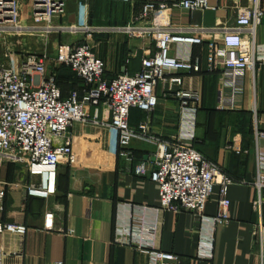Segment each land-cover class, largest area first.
<instances>
[{
  "label": "crops",
  "instance_id": "0c3cea01",
  "mask_svg": "<svg viewBox=\"0 0 264 264\" xmlns=\"http://www.w3.org/2000/svg\"><path fill=\"white\" fill-rule=\"evenodd\" d=\"M17 1L20 28L4 34L0 60L7 45L17 60L26 53L44 55L48 68L55 69L63 97L73 90L81 95L83 87L67 67L54 64L60 44L87 41L95 57L103 61L107 80L140 70L142 59L156 51L154 33L133 37L105 28L124 27L132 22L143 27L139 15L147 1L166 5L153 17L158 27L190 30L187 36L196 34L191 32L194 27H201L205 42L220 39L221 28L233 25L237 10L252 4V0H209L210 9L190 14L173 6L176 0H62V14L54 17L51 29L45 31L32 22L31 0ZM258 5L263 16L254 33V83L252 72L248 71L243 92L235 97L233 108L218 107V73L170 75L180 76L184 89L201 94L194 130L196 149L235 180L228 187L227 223L213 230L210 226L218 209V185L214 186L202 216L167 211L156 214L158 187L150 181L155 146L133 140L129 147L131 161L119 156L116 133L109 126L110 110L99 103L87 106L88 120L70 127L67 138L75 163H60L55 194L48 199L24 195L23 188L34 181L24 168L12 164L0 168V181L7 183L0 223L27 228L23 236L0 234L1 264H150L147 254L115 240V226L125 219L131 205L148 208L146 225L156 221L159 224L157 249L178 257L177 262L161 264H264V258L254 254L252 235V227L258 221L253 211L258 194L254 182L259 174H264V139L256 136L257 132H264V0H259ZM85 23L91 31L82 30ZM71 26L78 29L71 32ZM178 48L184 54L198 55L195 45ZM171 88L174 87L167 82L158 85V102L152 113V132L163 140L179 127L180 109L169 95ZM247 115L251 116L249 125L245 122ZM143 116L131 108L129 124L136 125ZM47 213L53 215L51 230L43 228Z\"/></svg>",
  "mask_w": 264,
  "mask_h": 264
},
{
  "label": "built area",
  "instance_id": "2783aa9c",
  "mask_svg": "<svg viewBox=\"0 0 264 264\" xmlns=\"http://www.w3.org/2000/svg\"><path fill=\"white\" fill-rule=\"evenodd\" d=\"M258 1L252 0L250 6L238 9L233 25L221 28L220 39L206 42L200 35L201 27L191 30L196 33L193 36H187L190 30L158 27L153 17L166 5L157 1L145 2L139 15L143 27L132 22L124 27L105 28L133 37L154 33L156 51L142 59L140 70L134 75L119 74L107 80L103 61L95 57L87 41L58 45L54 64L67 67L81 82V95L73 90L66 97L62 96L54 69L48 68L44 55L26 53L17 60L7 45L4 58L0 60V168L9 164L24 168L34 180L23 188L24 195L48 199L55 194L60 163H75L67 138L70 127L75 122L88 120V105L103 103L110 110L109 126L116 133L119 156L131 161L129 147L133 140L155 146L150 181L158 187L156 214L167 211L202 216L214 186L218 185V209L210 219V226L213 230L227 223V193L234 180L195 147V121L201 94L184 89L183 79L170 75L218 73V107L222 110L233 108L235 97L243 92L248 71L252 72L254 83V33L263 16ZM63 6L62 0H31L33 24L48 31L54 17L62 14ZM173 6L190 14L210 9L209 0H176ZM19 17L17 0H0V46L7 31L20 28ZM76 29V26L69 27L71 32ZM82 30L91 31L86 23ZM183 44L197 46L198 55L180 52L178 47ZM161 82L174 87L169 90V95L180 109L178 130L166 140L152 132V113L158 102L157 87ZM131 108L144 115L136 125L129 124ZM256 136L264 139V132H257ZM254 186L258 193L253 201V211L258 215V221L252 227L254 254L263 259L264 174L257 176ZM6 187L7 183L0 181V213L4 210ZM147 209L129 206L125 219L115 226V240L122 246L147 254L150 264L177 262L178 257L157 249L159 224L156 221L146 225ZM43 228L53 229L51 213L44 215ZM26 231L22 224L0 223V234L23 236Z\"/></svg>",
  "mask_w": 264,
  "mask_h": 264
},
{
  "label": "trees",
  "instance_id": "16d2710c",
  "mask_svg": "<svg viewBox=\"0 0 264 264\" xmlns=\"http://www.w3.org/2000/svg\"><path fill=\"white\" fill-rule=\"evenodd\" d=\"M54 74H55V78H56V82H57V84H58V77H57V75H56V73H55V69H54ZM200 74H214V73H201L200 72ZM74 76V75H73ZM78 80V79H77ZM245 122H246V124L247 125H249L250 124V122H251V116H249V115H247L246 116V118H245ZM198 150V149H197ZM199 151V150H198ZM200 152V151H199ZM204 155V154H203ZM205 156V155H204ZM227 174V173H226ZM228 175V174H227ZM229 177H230V175H228ZM232 180H234L232 177H230ZM235 181V180H234Z\"/></svg>",
  "mask_w": 264,
  "mask_h": 264
},
{
  "label": "rangeland",
  "instance_id": "374dc122",
  "mask_svg": "<svg viewBox=\"0 0 264 264\" xmlns=\"http://www.w3.org/2000/svg\"><path fill=\"white\" fill-rule=\"evenodd\" d=\"M20 43L19 42H17V45H19ZM45 48V47H44ZM27 49H29V48H27ZM39 49H37V51H38ZM28 51H30V50H28Z\"/></svg>",
  "mask_w": 264,
  "mask_h": 264
}]
</instances>
